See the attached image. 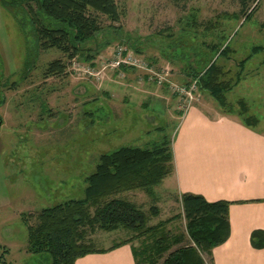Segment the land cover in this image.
I'll return each instance as SVG.
<instances>
[{"label": "rangeland", "instance_id": "rangeland-1", "mask_svg": "<svg viewBox=\"0 0 264 264\" xmlns=\"http://www.w3.org/2000/svg\"><path fill=\"white\" fill-rule=\"evenodd\" d=\"M12 1L19 0H0V102L5 98L0 106L4 117L0 127V264H51L45 253L28 249L29 226L36 222L33 216L42 208L84 198L86 178L95 172L102 154L121 146H147L164 136L174 140L181 116L157 99L142 106L146 96L156 94L153 86L143 87L147 72L142 69L132 76L142 84L139 93H133L136 106L121 103L132 95L127 90L131 86L127 76L117 75L116 70L107 68L96 78L84 73L85 67L82 71L72 67L75 72L67 76H47L44 70L49 63L65 56L58 49H29L25 34L29 25L17 20L22 9L13 7ZM23 1L20 5L26 8ZM116 2L122 12L119 21L96 13L103 27L98 45H90L99 51L96 62L105 65L121 44L149 64L169 69L167 78L183 85L195 79L188 80L195 70L215 62L232 82L225 92L229 104L245 117L256 119L252 123L264 130V0ZM245 4L249 8L243 14ZM252 11L248 19L246 15ZM208 23L216 26L208 29ZM226 46L227 53H221ZM181 51H186L185 58ZM27 69L30 73L25 75ZM166 88L168 96L176 94ZM202 92L198 102H209ZM212 100L220 106L218 100ZM155 190L161 197L157 204L163 215L152 219V224L180 212L164 187ZM121 196L142 204L145 210L152 205L145 191ZM184 222L180 218L168 226L180 233ZM132 235L125 228L98 229L88 234L87 242L99 248ZM203 256L209 263L210 254Z\"/></svg>", "mask_w": 264, "mask_h": 264}, {"label": "trees", "instance_id": "trees-1", "mask_svg": "<svg viewBox=\"0 0 264 264\" xmlns=\"http://www.w3.org/2000/svg\"><path fill=\"white\" fill-rule=\"evenodd\" d=\"M21 1L16 4L25 12L20 16L21 22L25 27L29 25L25 31L29 49L39 52L58 49L65 56V59L57 58L49 63L44 70L47 76H67L75 72L72 69L74 61L96 67L99 51H93L90 45H98V33L103 28L96 13L105 14L113 22L119 21L122 14L116 0H24L28 4L26 8L20 5ZM247 8L248 5L243 8V14ZM252 15L253 11L246 16L249 19ZM215 26L208 23L207 28ZM135 50L140 52L138 47ZM228 50L226 46L220 52L227 53ZM185 52H180L182 58H185ZM129 69L138 71L123 65L116 74L127 75ZM29 71L27 69L25 75ZM226 74L221 66L209 61L191 76L199 78L201 91L211 94L225 111L232 112L237 109L225 96L232 83L225 78ZM148 76L143 74V78L150 81ZM164 85L168 86V83ZM243 107L242 111L246 113V106ZM245 120L249 125L256 123V119L248 116ZM172 144V139L164 136L147 146H121L102 154L95 172L86 178L84 198L42 208L33 216L36 222L29 226L28 249L35 254L45 253L51 264H76L79 257L88 253L107 251L87 242L90 232L125 228L132 237L113 247L137 239L138 245L132 247L137 264H208L203 254L211 255L230 236L231 201H209L203 194L183 193L179 214L152 224V219L160 213L157 205L145 210L135 201L121 196L134 190H144L154 196L155 187L173 173ZM182 217L186 219L188 241L185 233L176 234L168 227ZM263 239L264 230L253 231V241L261 240L263 242L257 244L263 246Z\"/></svg>", "mask_w": 264, "mask_h": 264}, {"label": "crops", "instance_id": "crops-1", "mask_svg": "<svg viewBox=\"0 0 264 264\" xmlns=\"http://www.w3.org/2000/svg\"><path fill=\"white\" fill-rule=\"evenodd\" d=\"M126 72V80L131 86L127 90L132 95L125 97L121 103L136 106L134 94L139 93L137 90L142 84H138L137 77L132 78L136 74L134 71L129 69ZM152 86L156 94L146 96L142 106L150 105L152 99H157L164 102L170 112L181 116L177 136L172 140L173 173L155 189L164 187V192L175 198L180 211L183 193L203 194L209 201H231L230 236L226 243L211 252L207 263L264 264V244H257L263 241L252 240L253 231L264 230V130L247 124L241 112H228L216 105L211 94L201 91L209 102H195L185 114L179 108L176 94L170 97L166 86L159 88L151 80H143L144 88ZM155 189L154 196L147 195L151 197L152 205L158 206L161 197ZM136 203L142 208V204ZM159 215H163L161 208ZM184 220L182 233L188 241ZM122 241L99 247L107 251L88 253L79 257L76 264H137L132 249L138 245L137 239L113 247Z\"/></svg>", "mask_w": 264, "mask_h": 264}, {"label": "built area", "instance_id": "built-area-1", "mask_svg": "<svg viewBox=\"0 0 264 264\" xmlns=\"http://www.w3.org/2000/svg\"><path fill=\"white\" fill-rule=\"evenodd\" d=\"M113 55L104 59L106 61L105 65L102 62H97L96 67H92L90 65L84 64L81 61H74L72 67L73 69L80 70L85 67V72L91 76L99 77L103 76V72L107 68L117 70L121 66H129L136 69H142L147 72L148 79L154 81L157 85H162L164 83H168L169 89L171 88L173 92L175 91L177 95V99L180 102L179 108L183 111V113H187V111L194 105L195 102H198V97L200 96L201 89H199V78L193 79L186 85L177 84L172 82L169 78H167L169 69H165L164 67H155L154 64H149L148 61L142 59L141 57H137L132 49L128 46L119 45L114 48ZM103 65V66H102ZM168 71V73L166 72ZM167 73V74H166ZM124 76V73L120 72ZM96 77V78H97Z\"/></svg>", "mask_w": 264, "mask_h": 264}, {"label": "flooded vegetation", "instance_id": "flooded-vegetation-1", "mask_svg": "<svg viewBox=\"0 0 264 264\" xmlns=\"http://www.w3.org/2000/svg\"><path fill=\"white\" fill-rule=\"evenodd\" d=\"M17 1H12L11 3H13V7H17L18 5L16 4ZM18 3V2H17ZM19 13H22V11L18 12L17 15H16V18L17 20L20 18L19 16ZM16 14V13H15ZM1 86V85H0ZM3 96H4V93H3ZM5 102V98L2 100L1 99V102H0V106L1 104H3ZM4 124V117H3V114L0 112V127L3 126Z\"/></svg>", "mask_w": 264, "mask_h": 264}]
</instances>
